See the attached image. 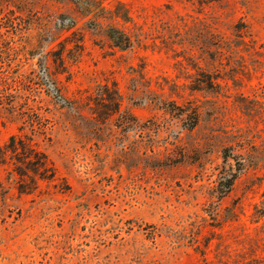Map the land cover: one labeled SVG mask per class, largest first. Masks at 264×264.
Returning <instances> with one entry per match:
<instances>
[{"label":"rangeland","instance_id":"obj_1","mask_svg":"<svg viewBox=\"0 0 264 264\" xmlns=\"http://www.w3.org/2000/svg\"><path fill=\"white\" fill-rule=\"evenodd\" d=\"M0 35V147L54 169L0 165V264H264V0H0Z\"/></svg>","mask_w":264,"mask_h":264},{"label":"trees","instance_id":"obj_2","mask_svg":"<svg viewBox=\"0 0 264 264\" xmlns=\"http://www.w3.org/2000/svg\"><path fill=\"white\" fill-rule=\"evenodd\" d=\"M9 26L12 27L13 24ZM1 43H4V41H2ZM1 43L0 45H2ZM116 43V46L126 48L128 45V40L126 37H123L119 38ZM58 47L59 49L51 50L47 53L49 61L54 68V73H52V75H59L61 73H64L66 69L65 58L67 57L68 60L74 61L78 56V51H80L79 48H76V51L70 50L67 52V56L64 58V50L62 44H59ZM3 48L5 49L4 54L6 55V57H8L9 52L12 50V48L8 43H5V46ZM43 70L46 73L47 67L43 66ZM41 73L42 72L40 71V74H37L35 76V78L37 79L36 85L44 86L46 88V94L54 101V103L64 104L63 98L61 97L59 90L56 88L54 80H51L50 78H43V76H41ZM6 75L7 74H4V72L1 71L0 68V104L5 103L6 105H11L15 96L11 94L12 88H10V85L6 82ZM13 85H16L15 81H12V86ZM108 95L109 100L111 101H113L112 96H117L115 90L108 93ZM118 111L119 104L115 101L113 102V109L106 115L111 116L117 114ZM131 121L135 122L132 117ZM33 122L35 121H31V123ZM223 155L224 159L228 157L225 154ZM7 158L11 161L14 160L15 164L17 165L14 171H16L17 176L21 180L20 184H18L19 193L29 194L33 192L37 187L36 180L50 181L54 178V169L52 164L43 153H41L34 147V145H32V142L28 139H22L21 137L16 135L11 136L8 139L7 143L3 147H0V165L5 164ZM25 179L27 180V183ZM234 179L235 174H230L225 179L220 180V182L218 183L219 189L217 191L221 196L229 192Z\"/></svg>","mask_w":264,"mask_h":264}]
</instances>
